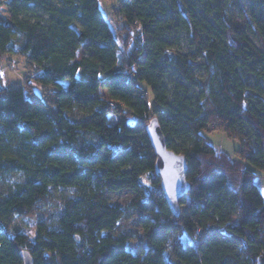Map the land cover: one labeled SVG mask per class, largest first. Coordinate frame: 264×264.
Wrapping results in <instances>:
<instances>
[{
  "label": "trees",
  "instance_id": "1",
  "mask_svg": "<svg viewBox=\"0 0 264 264\" xmlns=\"http://www.w3.org/2000/svg\"><path fill=\"white\" fill-rule=\"evenodd\" d=\"M103 1L0 0V59L28 70L8 87L0 68V181L11 177L0 264H24L22 251L34 264H264V176L253 169L264 172V52L248 36L264 40V0ZM240 1L259 10L236 12ZM171 30L187 32L190 54ZM170 71L189 86L170 90ZM152 118L187 160L179 217L156 174ZM214 131L240 141L241 159L211 144ZM125 190L138 252L115 234L126 209L108 194ZM25 218L30 229L13 230Z\"/></svg>",
  "mask_w": 264,
  "mask_h": 264
},
{
  "label": "rangeland",
  "instance_id": "2",
  "mask_svg": "<svg viewBox=\"0 0 264 264\" xmlns=\"http://www.w3.org/2000/svg\"><path fill=\"white\" fill-rule=\"evenodd\" d=\"M106 1H103L102 5L106 3L107 4V5L105 4L106 7L110 10L111 8L110 4L114 6L116 0H106ZM242 8H246V10H248L249 12L254 10H259L257 7L242 1L234 5V10L236 12H239ZM109 10L105 11L106 14L107 12H109L108 15H110ZM110 16L114 20L116 26H121L122 22L120 21V17L116 15V11L111 12ZM40 17H42L44 20H48V17L43 14H39L38 18ZM209 19L213 21V18H209ZM0 20L3 22L10 21V16L8 15L6 7L4 8L3 12L0 13ZM32 20H36V19L32 18ZM248 36L250 40L261 51L264 52V40H262L261 37L256 33L248 32ZM166 38L172 44L173 48L176 51L183 54H190L192 52L191 43L188 38L187 32L185 30H181L180 32H177L176 30H171L167 34ZM0 68L2 74V81L8 87L23 84L28 74L25 60L23 58L22 59L18 58L17 56H7L6 58H4V60H1ZM166 83L170 88V90H173L177 84L179 85L182 84L187 87L189 86V84L183 81L181 77L174 71H170L168 73V76L166 78ZM38 90L40 91L41 89ZM192 91L194 94H197L198 89H193ZM205 135L217 150L228 153L235 159H241L239 152L242 148V145L239 140L228 137L227 134L222 131H214L211 133H206ZM247 165L251 167V165L249 164ZM253 169L256 170L257 172H260L264 176V172L260 171L257 168H253ZM10 180L11 177L4 178L0 181V198H1V193L7 192L8 183ZM134 198L135 195L127 190L108 194V200L110 201L111 204L126 209V215L119 224V226L117 227V229L115 230V234H122V233L127 234L129 236L130 248L134 252H138L140 251L141 246L144 244V241L139 239L135 234V230L138 228L135 223L137 213L131 207V203L134 200ZM47 217H49V213L47 214L44 213L39 216H36V218H47ZM34 220L36 219L35 218H33L32 220H29L28 218L17 219L14 221L12 228L13 230H17V231L21 229L24 230L30 229L31 225L33 224L32 221Z\"/></svg>",
  "mask_w": 264,
  "mask_h": 264
},
{
  "label": "water",
  "instance_id": "3",
  "mask_svg": "<svg viewBox=\"0 0 264 264\" xmlns=\"http://www.w3.org/2000/svg\"><path fill=\"white\" fill-rule=\"evenodd\" d=\"M146 131L157 156L156 174L161 180L166 201L173 215L179 217L181 213L180 201L187 195L191 187L187 180V160L184 156L168 149L166 138L157 118L150 120ZM21 256L24 264H34L33 258L27 251H22Z\"/></svg>",
  "mask_w": 264,
  "mask_h": 264
}]
</instances>
